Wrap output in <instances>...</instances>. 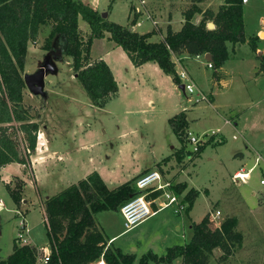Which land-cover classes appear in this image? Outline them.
I'll return each mask as SVG.
<instances>
[{
	"label": "rangeland",
	"instance_id": "rangeland-1",
	"mask_svg": "<svg viewBox=\"0 0 264 264\" xmlns=\"http://www.w3.org/2000/svg\"><path fill=\"white\" fill-rule=\"evenodd\" d=\"M94 1L99 7L109 2V0ZM127 1L112 0L113 4H117H114L111 20L122 25L129 24L132 13L127 10ZM148 1L159 6L163 14L172 13L174 19L181 18L179 6H177L180 0ZM211 1L213 6H216V0ZM197 2L199 0H186L184 5L188 8ZM242 5L245 35L251 38L258 35L259 30L264 28V0H248ZM144 17L143 15L142 18ZM195 20L194 16L193 21L195 22ZM157 25L164 36L166 30L161 29L158 21ZM150 26L151 22L145 19L141 26H134L132 29L140 31L146 30ZM79 27L83 38H86L87 24L82 19ZM48 32L49 26H41L37 38L28 43L22 71L23 75L35 73L44 67L45 63H48L50 67L46 70L44 78V94H32L27 87L23 91L24 105L35 115L41 132L36 148L31 152L35 165L30 163V167H26V170L23 171L26 172L29 179L35 178V174H37L40 178L39 184L31 182L33 187L21 190L22 197L28 198L25 207L28 210L25 209L27 211L24 217L30 228V231L27 234L23 233V236L25 241L31 245L49 244L42 219L44 216L42 213L44 211V191L59 192L69 183L67 179H64L66 177L60 179L52 177L49 185L47 181V183L44 181V157H42L44 126L54 143L61 141L68 147L74 141L69 129L76 127L77 131H82V133L78 131L74 141L78 144L75 161L78 166L77 175L80 178L89 169L95 170L94 167L97 169L104 165L117 167L122 159L126 161L125 170L132 168L135 171L137 164L151 163L154 157H157L160 151L158 147L162 146L163 151L169 153L171 152L170 145L176 147L180 145L167 121L166 114L160 111L151 112L148 109L146 97L149 95L144 90L129 93L122 85L119 93L109 97L102 106L93 105L72 69L71 58L65 52L64 37L62 35L55 36L51 41L50 49H44V38ZM261 36L264 37V33ZM246 41L236 43L234 46L228 44V58L221 65V69L209 68L206 65V59L197 61L192 58L189 61L188 70L195 81V91L191 94H183L181 90L177 96H171L170 92L169 97L165 99L169 106L179 100L180 109H189L186 112L190 120V129L186 128L185 131L189 130L201 139L200 148L211 137L215 138L213 141L223 138V142L221 145L205 146L201 157H198L200 152L197 156L189 157L188 150H191L193 145L186 140L183 141V146L187 151L182 155L185 156L183 167L190 165L195 160L190 169L195 171L192 185L197 188V197L193 200L192 208L188 214L186 211L189 209L190 202L186 199L187 191L185 189L181 193L188 205L185 211L175 213L171 207H167L118 236L113 244L117 247L120 246L123 254L131 256V264H139L140 257L148 252L162 255L167 247L187 242L192 234V225L198 223L203 216H209L210 211L221 209L224 213V210L231 208L229 216H236V219H240V229H236L242 235L241 242L236 244L233 254L227 260H220L222 251L218 248L214 249L209 258L210 263L264 264V225L263 229L254 226L255 221L253 222V218L251 220L252 214L248 218L246 215L248 216L250 213L244 211L245 207L255 208L258 198L264 193V185L260 183L261 178H264V40L260 39L256 52L250 48ZM174 58H179V56L173 55V60ZM118 63L122 71L118 73V77L121 74L127 75L125 62L118 60ZM216 70L225 74V85L220 89H217L216 85H212V73ZM210 92L214 95V103L211 104L207 101L209 96H206ZM201 95L205 98L201 99ZM197 98L199 100H196ZM231 118L235 119L237 126L233 124L234 121ZM225 119H229L231 124H224ZM125 127L137 132V134H128L130 138L127 137L134 147L137 146L136 151H132L134 155H130L132 159L119 150V137L122 136L121 130ZM217 128H221V132L211 136V132ZM103 129L105 132L102 131ZM136 135L140 136V139ZM233 135L236 137L233 138ZM96 141L100 143H96ZM148 144L152 148L146 147ZM36 150L40 154L37 158ZM108 151L113 154H107ZM140 151H143V156L141 158L134 157ZM208 154L213 157V160L207 159ZM257 156H260L261 160L254 167L247 181L236 182L232 178L233 171L239 168L248 169L253 165ZM181 157L175 156L176 159ZM196 157L198 158L196 159ZM38 162H41L40 165ZM173 164L175 165L174 162ZM174 169L178 170L176 167ZM173 173L171 172L170 175ZM135 179L136 176H133V184ZM123 182V180L107 181V184L109 188H113ZM174 184L176 188H179L178 185H182L181 182ZM10 185L11 188H17L16 190L19 191L22 187V180L18 176L12 175ZM0 198L5 203V207L0 209V259H4L12 251L14 238L16 239L23 230L20 228L21 217L17 215L18 210L16 212L14 210L17 208V204L12 201L1 182ZM223 199H225L224 202H222ZM260 203L264 208V200H261ZM223 213L221 212L218 218L209 222L210 228L217 227L228 216ZM95 223L97 229H99V225L104 227L105 236L124 230L123 218L119 210H104L97 213ZM17 242L23 243L19 239ZM101 258H104L103 253L96 260ZM147 264L166 263L149 260ZM168 264H181V262L179 259H175Z\"/></svg>",
	"mask_w": 264,
	"mask_h": 264
},
{
	"label": "trees",
	"instance_id": "trees-1",
	"mask_svg": "<svg viewBox=\"0 0 264 264\" xmlns=\"http://www.w3.org/2000/svg\"><path fill=\"white\" fill-rule=\"evenodd\" d=\"M216 11L202 10L197 4L183 11V23L179 30L166 28L163 38L152 40L155 29L138 32L132 29L135 16L128 25L110 20L82 0H0V167L12 162L26 164L27 158L36 148L40 124L34 114L24 105L23 80L24 58L27 46L39 35L41 26H49L44 38V49L49 50L52 39L62 35L66 41V54L71 66L91 102L95 106L103 103L118 91V84L108 64L90 54L94 39L106 37L120 46L134 66L154 61L172 81L180 85L173 55H202L210 53L212 68H219L228 58V44L247 40L256 50L258 36L246 37L242 0H221ZM201 13L195 23L193 18ZM82 19L89 28L83 38L79 27ZM208 21L214 27L208 28ZM216 76V71H213ZM173 132L182 144L176 152L181 157L185 146L187 120L183 111L168 118ZM21 144V147H20ZM201 150V148H200ZM200 152V151H199ZM133 180L109 188L97 171L71 183L58 193L44 200L47 221V236L50 254L43 263L37 248L28 243H18L14 238L12 251L0 264H88L102 253L107 264H131V258L117 246H107L103 234L96 227L95 215L104 210H119L137 190ZM174 190L180 193L185 185ZM5 187L15 204L22 197L18 190ZM156 191L152 196L158 194ZM197 197L195 189L186 193L191 207ZM209 216L205 215L192 225V234L183 244L167 247L164 254H143L139 264L149 260L170 263L179 259L181 264H211L214 249L222 251L220 260H227L233 248L242 239L236 229L235 217H226L215 228L209 227Z\"/></svg>",
	"mask_w": 264,
	"mask_h": 264
},
{
	"label": "crops",
	"instance_id": "crops-1",
	"mask_svg": "<svg viewBox=\"0 0 264 264\" xmlns=\"http://www.w3.org/2000/svg\"><path fill=\"white\" fill-rule=\"evenodd\" d=\"M82 1L88 3L90 6H92L93 8L98 10L99 12H106L107 17L110 20H111V14L114 11V4H117V3L113 4L112 0H109L108 3H106L102 7H99V5L97 6V4L95 3L94 0H82ZM145 1H146V3H145L146 9L148 10L149 14H151V16L154 17L155 20L159 22V26H161L162 30L163 29L166 30L167 27H170L173 31H177L180 29V27L183 23V11L186 8L184 5L186 0H180L178 5H177V6H179V10L181 12V18L180 19H174L172 13L163 14L161 12L159 6L157 7L155 4H153L152 2H149L148 0H145ZM221 2H222L221 0H216V6L215 5L213 6V3L211 0H199V2H197V5L202 10L210 8L213 11H216L218 9L219 5L221 4ZM247 2H248V0L245 3H247ZM210 3H212V4H210ZM126 7H127V10L129 11V13H131L130 12V4L128 1L126 2ZM195 19H196L195 23H197L201 19V13H196ZM80 20L81 19H79V25H80ZM112 21H114V20H112ZM176 23H178V24H176ZM134 30L138 31L137 29H134ZM151 30H152V26H150L146 30H140L138 32L142 33V32H148ZM88 31L89 30H88V25H87L85 32L88 33ZM262 33H264V28L259 30L258 35H255V36H258V39L255 40V43L257 44L256 46H258V42L260 41V39L264 40V37L261 36ZM162 34L163 33L160 31L159 34L152 35L151 39L157 40L158 38H161ZM256 50L258 51V48ZM256 50H255V52H256ZM260 53H262V52H260ZM90 54L93 58L103 59L108 64V66L111 69L113 76H114V78L118 84V91L116 94L119 93L122 85L124 86L125 89H127V91L129 93H133L134 91L140 92V90H144V92L147 95H149L146 97L148 99L147 100V107L151 112L160 111V112L165 113L167 121H168V118H170L171 116L183 111L185 113V117L187 120V128L190 129V120L188 117V113L186 112L189 109H187V110L182 109V108L180 109L181 104H180L179 100H176L175 102L171 103L170 106L167 105L165 102V99L167 97H169L170 92H171V96H177L181 90H182L183 94H187V92H184L181 84L180 85L175 84L172 81V79L170 78V76L165 74L156 62L147 61L140 66H134L132 64V62L130 61L129 57L127 56V54L123 51V49L120 46H116L112 41L108 40L106 37L93 40L92 45H91V49H90ZM192 58L196 59L197 61H199L200 59H205L203 54L202 55L182 54V55H179V58H177V59L179 60V64L183 68H185V70L188 72L192 82L195 84V81L193 80V77L188 70L189 61ZM118 60H122L125 62L126 71L128 72V74L127 75L124 74V76L121 74L120 75L121 78L118 77V73L122 72L120 69L121 67L119 66ZM221 68H222V66L218 69H221ZM259 72H261V70H259ZM224 76H225L224 72H220V71L216 70V76L212 75V77H213L212 85L213 86L216 85L218 87L217 89L222 88L225 85ZM206 96H209L207 101L210 104L214 103V95L211 92L209 94H206ZM141 97H142V95H141ZM231 119L234 121V122L232 121L233 124L235 126H237V122L235 121V119H233V118H231ZM225 120H229V119H225ZM225 120H224V124H229V125L231 124L230 120H229L230 123H226ZM69 130H71L70 133L72 136V140L75 141V139L77 138V135H78V131H80V130L77 131L76 127H72ZM216 130H219V132H221V128H217ZM102 131L105 132L104 129ZM80 132L82 133V131H80ZM112 133H114V132H112ZM121 133H122V136L119 137V139H120L119 150L122 153H124L125 156L132 159V157H130V155L131 156L134 155V152H132V151L133 150L136 151L137 146L134 147L132 145V143L128 141L127 137L130 138L128 136V134H137V132L134 129H130L128 127H125V128H122ZM125 134H127V135H125ZM136 136L140 139V136H138V135H136ZM232 137L235 138L236 136L233 135ZM212 138L213 137H211L209 140H207L206 144H204V146H202L198 157H201V154H202L205 146H207V145H213V146L221 145L223 142V138H221L220 140H217V141H213L215 138H213V139ZM74 141L72 142L70 147L65 146L64 143H62L61 141H59V143H56V142L54 143L51 135H49L47 132V128L44 126V149H42V157H44V163H43L44 164V181L45 182L47 181L48 185L50 184V180L52 177H54V178L59 177V179L61 177H63V178L66 177L64 179L68 180V182H69L68 185L70 183H73V182H76L79 180L80 176L77 175L78 166H77V163L75 161L76 156H77L76 149L78 148V144H76ZM96 143H100V142L96 141ZM88 144L91 145V143H88ZM79 145H80V143H79ZM94 145H96V144H94ZM149 146H150V144H148V146H146V147L149 148ZM161 147H158V149H160V151L158 152L157 157H154V159L151 163L137 164V166L135 167L136 168L135 171H133L132 168L131 169L128 168L127 170H125L124 165L126 164L125 163L126 161H124L123 159H122L123 161L121 160V162L119 164H117L118 166L116 165L117 167L104 165V167H100L99 169H97V167H94L95 170H93V171H97L100 174L101 178L106 183V185L108 186L107 181L118 182L120 180H123L125 182V180L126 181L132 180L133 176L137 177L144 172L156 169V170L160 171V173L162 174V176L165 179H168V180L172 179L171 181L173 183L181 182L182 184H184L185 185L184 190L186 189V191H188L191 188H195V190H196L197 188L192 185V179L194 177L193 175L195 174V171L193 169H190L191 168L190 166L192 164H194L195 160L192 163H190V165H185V167H183L184 166L183 160L185 159L184 158L185 156H182L179 159L175 158L176 152L182 147L181 142H180V145L177 147L170 145L171 152H169V153H165L163 151L164 149H162L163 147L162 148ZM150 148H152V147L150 146ZM142 149H144V148H142ZM185 152L187 153L186 148L184 149L182 154H185ZM107 154L112 155L113 153L108 151ZM39 155L40 154L37 151L36 152V158L39 157ZM142 156H143V151H140L139 153L135 154L134 157L141 158ZM28 157L29 158H27L26 164L18 163V162H12V163H9L5 166L0 167V182L3 184L4 187H5V184L10 185L12 175H16L22 180V187L19 190L20 194H22L21 190H23V189L26 190L28 188L33 187L31 182H34L36 185L39 184L40 178L37 174H35V176H36L35 178L29 179L26 175V172L25 173L23 172L26 170L25 169L26 167L27 168L30 167V163L35 165V162L33 161V157L31 156V153L29 154ZM134 157H133V161H134ZM198 157H196V159ZM207 159L213 160V157L208 154ZM255 159H256V157H255ZM173 162L175 163V165L173 164ZM40 163L41 162H38L39 165H40ZM254 163H253V165H254ZM253 165H251V166H253ZM175 167L178 170H175L174 169ZM240 169L245 170L243 168L235 169L233 171L232 175ZM91 170L92 169H89V171H86L87 173H84V176L82 178H84L87 174L92 172ZM179 170H181V171H179ZM4 171L5 172L7 171V172L3 173ZM163 171H165V172L163 173ZM171 172H174V173L172 175H170ZM123 176L125 177L124 179H123ZM249 177H250V175H249ZM182 192H180L179 194L181 197H184L181 194ZM56 193H58V191L54 192V193H50L47 190L44 191V200L47 199L48 197L56 194ZM21 197H22V195H21ZM184 199H185V197H184ZM261 200H264V193L260 198H258L257 205L255 208H249V207L246 208L245 207L244 211L246 210V212L250 213V214H248V216L246 215V217L250 218L252 216L251 220L253 218L254 219L253 222L255 221L254 226H257L258 228L260 227L261 229H263L262 227L264 225V208H262V205L260 203ZM224 201H225V199H223L222 202H224ZM27 202H28V198L22 197L20 203L17 205V208L14 209L15 212H16V210H18V211L23 210L20 212H23V218L24 219H25L24 214L28 210L27 208H25ZM4 207H5V203L0 198V209H2ZM191 208H192V205L186 211L188 214L190 213ZM222 208H223V206H222ZM25 209H27V210H25ZM219 211H220V215H221V212L223 213V211L221 209ZM230 211H232V208L229 210H226V211L224 210L223 214L228 215L226 217H231V216H229ZM42 213L44 214V216L42 218L43 219V225H44V229L47 233V221H46L45 209H44V211H42ZM17 215H19V214H17ZM236 220H237L236 228L240 229L239 228V222H240L239 220L240 219L238 218ZM257 221H259V222H257ZM25 223L28 227L26 220H25ZM103 228L104 227L99 225V230L101 231L104 238L106 239L107 246H109V245L114 246L113 243L118 238V236L125 232L123 230L120 233H116V234H113L110 236H105L104 232H103ZM176 228L179 229V227H176ZM29 231H30V228H29ZM32 245H34V244H32ZM34 246L36 248L44 247L46 249H49L48 248L49 244L46 245V243L41 244V245L35 244ZM125 255H127V254H125ZM157 256H160V255H157ZM127 257L131 258V256H129V255H127Z\"/></svg>",
	"mask_w": 264,
	"mask_h": 264
},
{
	"label": "built area",
	"instance_id": "built-area-1",
	"mask_svg": "<svg viewBox=\"0 0 264 264\" xmlns=\"http://www.w3.org/2000/svg\"><path fill=\"white\" fill-rule=\"evenodd\" d=\"M246 1L247 0H242V3H245ZM128 2L130 3V12L132 13V18L135 15L137 18L132 27L141 26L143 24V21L147 19L151 22L152 29H155L158 33L160 32L157 21L151 16V14H149L148 10L145 7V0H128ZM143 15L145 16L144 18H142ZM161 37L163 38V36ZM174 62L182 89L184 90V92L191 94L196 89L194 83H192L191 79L189 78L188 72L179 64V60L177 58H174ZM206 64L209 68H212V63L210 61L206 60ZM200 98L203 99L205 98V96L201 95ZM196 100H199V98H197ZM225 121L226 123H230L229 120ZM217 132H219V130L212 131L210 135L212 136ZM40 137L41 132L38 131L37 139H40ZM185 140L186 142H189L193 145L192 149L188 150V156H197L200 151V145L202 144L201 139L188 130L185 133ZM260 160L261 157L257 156L253 166H251L247 170H238L232 175V178L236 182L247 181L250 173L252 172L254 167L257 166ZM260 183L264 185V178H261ZM134 187L137 190V193L132 195L119 208V212L123 218L124 231L131 230L140 222L167 207H171L175 213H181L182 211H185L188 206L184 197H181L179 193L175 192L174 183L171 180L165 179L160 171L156 169L149 170L137 176L134 181ZM156 191H159V193L152 196V194ZM17 213L19 214V216H21L20 228L23 230L18 234L17 238L23 241V243H26L23 235L29 232V228L27 227L25 219L23 218V212L17 211ZM219 216V210L209 212L210 221L218 218ZM37 250L39 252L38 260L45 263L48 260L50 248L46 249L44 247H41L37 248ZM88 264L107 263L104 258H101L98 260H94Z\"/></svg>",
	"mask_w": 264,
	"mask_h": 264
},
{
	"label": "water",
	"instance_id": "water-1",
	"mask_svg": "<svg viewBox=\"0 0 264 264\" xmlns=\"http://www.w3.org/2000/svg\"><path fill=\"white\" fill-rule=\"evenodd\" d=\"M104 16H107L106 12H103ZM214 26L213 22H208L207 27L212 28ZM204 58L206 60L211 59L210 53L204 54ZM50 67L48 63L44 64V67H41L38 71L32 74H24L23 75V80L25 83V86L27 89L32 93V94H44V85H45V74L46 70H48Z\"/></svg>",
	"mask_w": 264,
	"mask_h": 264
}]
</instances>
